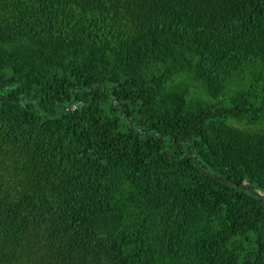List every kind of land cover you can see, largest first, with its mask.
Instances as JSON below:
<instances>
[{
    "label": "trees",
    "instance_id": "16d2710c",
    "mask_svg": "<svg viewBox=\"0 0 264 264\" xmlns=\"http://www.w3.org/2000/svg\"><path fill=\"white\" fill-rule=\"evenodd\" d=\"M0 264H264V0H0Z\"/></svg>",
    "mask_w": 264,
    "mask_h": 264
},
{
    "label": "water",
    "instance_id": "95a60500",
    "mask_svg": "<svg viewBox=\"0 0 264 264\" xmlns=\"http://www.w3.org/2000/svg\"><path fill=\"white\" fill-rule=\"evenodd\" d=\"M227 184L231 185L230 183L226 182ZM259 196V195H258ZM260 197V196H259Z\"/></svg>",
    "mask_w": 264,
    "mask_h": 264
}]
</instances>
